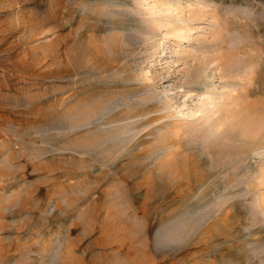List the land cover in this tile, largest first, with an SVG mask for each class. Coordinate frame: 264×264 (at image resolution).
Segmentation results:
<instances>
[{
    "label": "rangeland",
    "instance_id": "obj_1",
    "mask_svg": "<svg viewBox=\"0 0 264 264\" xmlns=\"http://www.w3.org/2000/svg\"><path fill=\"white\" fill-rule=\"evenodd\" d=\"M263 108L264 0H0V264H264Z\"/></svg>",
    "mask_w": 264,
    "mask_h": 264
},
{
    "label": "bare ground",
    "instance_id": "obj_2",
    "mask_svg": "<svg viewBox=\"0 0 264 264\" xmlns=\"http://www.w3.org/2000/svg\"><path fill=\"white\" fill-rule=\"evenodd\" d=\"M255 110H258V109H255ZM255 110H253V111H255ZM259 112L260 111H258L257 114H260ZM261 112H263L261 114H264V110L261 109ZM254 113L252 114V113H250V110H248L246 115L244 114L245 116L242 118V121H241L242 126H244L243 135L245 136V138H247L249 140H251L252 138H255L256 136H258L259 132H260L258 121L256 122V124H253V121L255 120L253 115H256V113L255 114ZM256 120H258V119H256ZM243 139H244V137H243Z\"/></svg>",
    "mask_w": 264,
    "mask_h": 264
}]
</instances>
